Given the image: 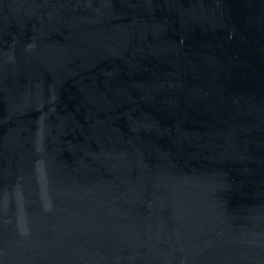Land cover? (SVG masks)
Returning a JSON list of instances; mask_svg holds the SVG:
<instances>
[{"label": "water", "instance_id": "1", "mask_svg": "<svg viewBox=\"0 0 264 264\" xmlns=\"http://www.w3.org/2000/svg\"><path fill=\"white\" fill-rule=\"evenodd\" d=\"M0 264H264V0H0Z\"/></svg>", "mask_w": 264, "mask_h": 264}]
</instances>
